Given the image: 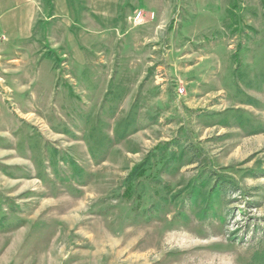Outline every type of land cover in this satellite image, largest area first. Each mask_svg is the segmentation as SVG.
I'll use <instances>...</instances> for the list:
<instances>
[{
  "label": "rangeland",
  "instance_id": "rangeland-1",
  "mask_svg": "<svg viewBox=\"0 0 264 264\" xmlns=\"http://www.w3.org/2000/svg\"><path fill=\"white\" fill-rule=\"evenodd\" d=\"M103 3L0 69V264H264V0Z\"/></svg>",
  "mask_w": 264,
  "mask_h": 264
},
{
  "label": "crops",
  "instance_id": "crops-1",
  "mask_svg": "<svg viewBox=\"0 0 264 264\" xmlns=\"http://www.w3.org/2000/svg\"><path fill=\"white\" fill-rule=\"evenodd\" d=\"M104 4L103 0H0V37L5 38L0 42V69L23 72L29 68L37 75L41 63L44 73L54 74L49 70L48 53L56 38L65 37L62 32H71L72 24L85 30L87 21L101 26L104 18L112 22L119 19L117 8ZM106 8L112 11L107 12ZM13 47L15 53H9ZM35 81L38 82L37 76ZM54 81L51 77L52 86Z\"/></svg>",
  "mask_w": 264,
  "mask_h": 264
},
{
  "label": "built area",
  "instance_id": "built-area-1",
  "mask_svg": "<svg viewBox=\"0 0 264 264\" xmlns=\"http://www.w3.org/2000/svg\"><path fill=\"white\" fill-rule=\"evenodd\" d=\"M147 15L143 12V11H138L136 14H135V17H134V22L136 23V24H139V23H141L143 20H144V18L146 17ZM150 18L151 19H154L155 18V14L154 13H151L150 14ZM5 41V38L4 37H0V42H4ZM179 93L180 94H183V92H184V89L183 88H179Z\"/></svg>",
  "mask_w": 264,
  "mask_h": 264
}]
</instances>
